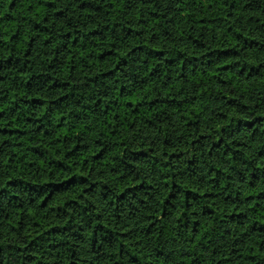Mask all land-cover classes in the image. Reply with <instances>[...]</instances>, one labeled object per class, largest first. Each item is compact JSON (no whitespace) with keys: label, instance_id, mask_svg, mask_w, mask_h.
<instances>
[{"label":"trees","instance_id":"trees-1","mask_svg":"<svg viewBox=\"0 0 264 264\" xmlns=\"http://www.w3.org/2000/svg\"><path fill=\"white\" fill-rule=\"evenodd\" d=\"M0 264H264V0H0Z\"/></svg>","mask_w":264,"mask_h":264}]
</instances>
